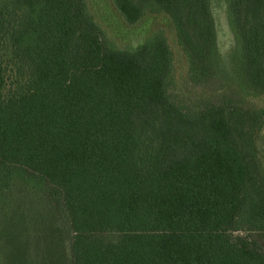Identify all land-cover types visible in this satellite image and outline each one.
Listing matches in <instances>:
<instances>
[{
  "label": "trees",
  "instance_id": "trees-1",
  "mask_svg": "<svg viewBox=\"0 0 264 264\" xmlns=\"http://www.w3.org/2000/svg\"><path fill=\"white\" fill-rule=\"evenodd\" d=\"M111 3L170 21L181 78L162 28L120 48L90 0H0V229L63 264H264V0H226L238 78L212 0Z\"/></svg>",
  "mask_w": 264,
  "mask_h": 264
},
{
  "label": "rangeland",
  "instance_id": "rangeland-1",
  "mask_svg": "<svg viewBox=\"0 0 264 264\" xmlns=\"http://www.w3.org/2000/svg\"><path fill=\"white\" fill-rule=\"evenodd\" d=\"M90 4L106 36L120 48L141 42L152 29H164L175 53L177 76L182 77L184 58L175 44L172 25L164 15H148L142 23L132 27L123 22L111 0H90ZM212 5L218 37V51L213 60L215 74L219 78L225 75L238 78L235 42L226 12V0H212ZM9 212L10 210L7 214ZM0 216L5 214L0 212ZM0 220L4 222L7 217H0ZM9 224L10 221L4 223ZM25 225L27 227L25 231L14 230V226L11 229V225L6 230L0 229V264H63L67 239L62 238L56 230L51 231L49 227L47 230L45 225L46 228H43V224L34 230L31 222ZM260 240L264 242V235L260 236Z\"/></svg>",
  "mask_w": 264,
  "mask_h": 264
}]
</instances>
